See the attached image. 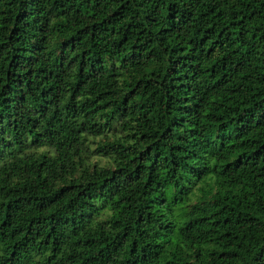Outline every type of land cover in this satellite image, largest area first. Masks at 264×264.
<instances>
[{"label":"trees","instance_id":"obj_1","mask_svg":"<svg viewBox=\"0 0 264 264\" xmlns=\"http://www.w3.org/2000/svg\"><path fill=\"white\" fill-rule=\"evenodd\" d=\"M0 264H264V0H0Z\"/></svg>","mask_w":264,"mask_h":264}]
</instances>
